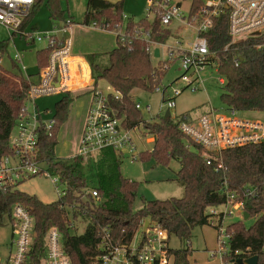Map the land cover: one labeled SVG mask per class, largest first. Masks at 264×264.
Instances as JSON below:
<instances>
[{
  "label": "trees",
  "instance_id": "trees-1",
  "mask_svg": "<svg viewBox=\"0 0 264 264\" xmlns=\"http://www.w3.org/2000/svg\"><path fill=\"white\" fill-rule=\"evenodd\" d=\"M43 2L44 0L38 1L21 29L29 24ZM61 2L62 0H47L51 17L56 21L65 20ZM123 5V0L116 3L108 0H88L84 22L87 25L96 22L100 27H107L109 30L117 25L124 29ZM141 27L147 30L151 28L157 42H164L170 35L168 30L161 29L160 17L151 24L147 19L138 23L129 20L124 29L127 33L124 42L117 36V46L113 50L103 54H90L87 59L94 83L97 84L98 79H105L121 94L119 99L110 95V101L118 115L125 117V126L134 128L143 124L147 134L153 138L152 150L140 153V157L153 159L156 164H169L173 159L180 162L176 181L184 187V195L178 198L144 200L143 207L134 210L139 182L122 173L123 158L112 149L102 151L92 167V174L97 179L95 187L101 200L96 201L90 193L86 194L85 188L89 186V181L82 178L84 171L80 163L77 160L69 163L58 159L55 153L59 131L68 119L69 107L73 101L69 92L56 103V122L51 132L40 130L39 137L40 158L46 162L52 173L60 175L66 183V194L54 202H44L18 187L0 190L1 217L10 214L15 203L24 204L35 217L37 248L42 250L48 229L55 226L63 235L65 250L72 263L89 264L100 253L98 248L102 241L103 228L109 229L115 242H128L140 222L150 218L166 228L170 236L175 235L181 240L190 241L195 227L213 225L212 219L215 215L209 209L226 202L225 182L231 190L238 191L246 185H252L257 186L259 193L257 197L245 201V209L250 218H255L254 223L247 226L244 220L232 222L228 225V232L231 234L233 251L242 250L247 258L257 255L258 264H264V142L224 150L223 167L217 169L216 164H207L199 145L191 142L192 148L187 147L188 139L173 117L164 115L157 121L143 123L141 110L136 108L132 92L135 89L153 91L159 86L167 69L162 72L157 69L148 50L149 43L135 36V30ZM206 36L210 49L221 58L219 73L227 79L222 100L235 110L264 112V50L254 48V43L264 42V36L231 45L225 50L231 41L228 14L217 18ZM7 47V42L0 41L2 57ZM236 53L243 57L240 66L233 63ZM48 54L49 50L46 48L38 51L40 69L47 66ZM104 54L107 61L102 60ZM12 61L17 66V61ZM29 89L30 81L23 73L16 74L0 67V153L9 152L11 132ZM69 215L87 221L82 234L74 233L70 228ZM171 252L174 255V264L189 263V247L171 249ZM225 260L230 262L233 257L230 255ZM34 261H37L36 255Z\"/></svg>",
  "mask_w": 264,
  "mask_h": 264
},
{
  "label": "built area",
  "instance_id": "built-area-1",
  "mask_svg": "<svg viewBox=\"0 0 264 264\" xmlns=\"http://www.w3.org/2000/svg\"><path fill=\"white\" fill-rule=\"evenodd\" d=\"M39 0H0V24L10 33L11 37L20 35L28 43L45 42L49 50L48 64L36 74L34 80L25 75L30 81V89L25 99L19 117L11 132L9 152L0 153V190L16 188L20 183L35 176L51 178L56 187L58 198L66 194V183L60 175L52 173L46 162L40 158V130L51 132L56 120L55 111L49 108L42 110L36 100L44 95L57 93L68 94L72 89L89 88L91 101L86 114L84 128L80 137L78 152L73 156L84 171L82 178L88 179L87 172L93 173L92 167L99 154L107 149L114 150L120 157H128L136 160L140 153L135 140L134 128H127L124 123L125 117L118 115L111 105L110 95L119 99L121 94L106 93L99 89L94 81L85 83L80 79L78 63L72 55V42L69 36L72 21L64 20V24L56 25L53 29L39 31H25L21 29L24 20L30 15ZM146 0L147 20L154 23L160 17L161 29L168 30L170 37L175 35V30L180 31L181 39L176 40V45H167L157 42L153 38L151 28L144 27L135 30L138 39L149 43L148 50L153 57L156 48L159 55L162 50L156 45H165L168 53L167 60L174 56L180 61L181 76L172 84L181 81L184 87L172 88V94L164 90L160 85L158 91L165 95L167 102L162 109L171 111V117L177 122L179 129L188 139L187 147L191 142L199 145L207 164H216L217 169L223 167L222 153L224 150L264 142V121H251L236 117V110L229 107L223 109L229 113L214 107L212 104L200 116L188 113L174 114L176 107L175 98L183 90L191 88L198 90L201 87L207 89L204 84L208 79H216L222 88L227 79L219 73L220 57L210 49V42L206 34L216 22V19L228 14L230 42L226 45L228 50L231 45L249 41L253 38L264 36V0ZM197 1L200 3L197 4ZM89 25L102 28L96 22ZM27 27V26H26ZM116 35L121 41L127 37L126 31L120 25L114 28ZM254 48L264 50V42L254 43ZM22 54L17 52L14 60L21 61V70L26 71V64L22 62ZM2 56L0 55V61ZM243 60L242 54L236 53L233 59L235 66H240ZM168 69V64L164 65ZM215 71L219 77L213 75ZM207 73L209 76L207 77ZM28 103H30L28 105ZM136 108L152 111L150 105L145 107L136 102ZM140 133L138 134V137ZM91 170V171H90ZM226 202L222 204L223 210L218 206L211 207L213 225H219V248L213 255H218L222 264H232L237 258H247L242 250L231 248V234L228 225L224 228L226 216L240 215L245 219V201L248 198L258 196L257 186L246 185L240 191L231 190L227 182L224 184ZM86 193H90L100 201L97 188L86 187ZM69 208V207H68ZM69 226L73 230L78 229L81 219H75L69 215ZM221 218V219H220ZM10 223V243L7 248L0 246V264H73L71 257L65 250L64 239L61 231L51 226L45 237L42 250L36 247V222L31 211L24 204L17 202L13 205L10 214L0 215V223ZM147 222V224H146ZM224 232V233H223ZM102 241L99 245L100 253L89 264H170L174 262V255L169 245L170 234L157 220L145 219L133 237L128 242H115L108 228L102 229ZM264 250V244H263ZM33 255V256H32ZM37 261H34V256ZM232 256L228 262L226 257Z\"/></svg>",
  "mask_w": 264,
  "mask_h": 264
},
{
  "label": "rangeland",
  "instance_id": "rangeland-1",
  "mask_svg": "<svg viewBox=\"0 0 264 264\" xmlns=\"http://www.w3.org/2000/svg\"><path fill=\"white\" fill-rule=\"evenodd\" d=\"M111 2H118L120 0H109ZM123 18H124V29L129 20H133L135 23L141 20L147 19L146 13V0H123ZM88 0H62L61 7L65 12V21L71 20L72 26L76 30V25H86L84 20L86 17ZM189 1H185L183 4H188ZM65 21L54 20L51 17V13L47 7V0H44L40 8L34 13L33 19L29 22L25 31H39L45 32L53 29L57 23L60 25L64 24ZM37 26V28H34ZM71 26V27H72ZM94 33V35H92ZM115 30L108 31H84L77 29L75 31L76 43L96 42L95 47L100 48L102 51L98 52H108L113 50L117 46V37L115 35ZM181 39L180 31L175 30V35L170 37L167 41V45H176V40ZM0 41H5L8 43L7 51L4 57L1 59L0 67L14 72L16 74L20 73L18 67L14 64L12 59L17 52H20L23 56L22 62L26 64L29 74H38L41 71L38 65L37 53L39 50L46 48V43L43 42H30L28 43L20 35L9 37V32L7 29L0 24ZM162 50V56L156 57L153 54V63L158 70H163L164 65L168 64V69L160 81L159 85L162 90L167 87V91L172 93L173 86L184 87V83L178 81L172 84L173 81L178 79L182 70L180 67V61L177 56L172 59H168V53L166 52L165 45H156ZM77 54L78 56L85 58L87 61L88 53H83L80 51L72 52V55ZM105 55V54H104ZM107 56H103L102 60L107 61ZM89 62V61H88ZM21 66V61L18 62ZM78 73L80 79L85 75V71L81 63H78ZM164 73V71H163ZM162 73V74H163ZM215 77H219L218 74L213 71ZM209 74L207 73V77ZM161 77V76H160ZM159 78V77H158ZM156 79V78H154ZM160 79V78H159ZM204 86L207 88H200L198 90H192L190 87L183 90V92L175 98L176 107L173 109L174 114H183L190 112L195 116H200L205 112L210 104L214 107L222 110L223 113L231 115V113L223 110L228 108V105L222 100V94L224 90L222 85L218 83L216 79H208ZM97 87L108 93L113 91L110 84L105 79L97 80ZM71 97L73 99L67 121L62 125L58 134V144L55 149L56 157L62 159L66 162H73V156L79 150L80 137L83 125L85 123L86 112L91 100V92L88 88L72 89ZM65 93H57L52 95H44L36 100V103L40 106L42 110L49 108L55 111L56 103L64 96ZM164 94L162 91H158L155 88L153 91H144L141 89H136L133 92V99L135 102H140L145 107L150 105L152 111L148 112L145 109L141 110V115L143 123L153 122L159 120L165 115L167 108L162 109V105L167 101L164 100ZM30 103H28L29 105ZM31 105V104H30ZM237 118H242L251 121H264L263 111H239L236 110ZM140 136L138 137V134ZM136 144L138 146L139 152H150L154 146L153 138L151 135L147 134L144 125L140 124L137 126V130L134 132ZM71 157V158H69ZM122 173L132 179L139 182V190L134 203V210H139L143 207L144 200L152 199H168L172 197H182L184 195V187H182L177 181V172L180 169V162L176 159L171 160L169 164H156L153 159H142L140 156L136 160H131L130 158L124 156L122 159ZM89 186L94 187L96 185L97 179L94 174L87 172ZM18 189L27 192L32 195H36L39 199L44 202H54L58 199V194L56 192V187L53 184L51 178L46 176H35L31 177L24 182L20 183ZM87 194V193H86ZM223 210L222 205L217 207ZM211 212V209H209ZM150 219V218H149ZM151 220V219H150ZM241 220L240 215L226 216L224 221V228L232 222ZM255 221V218L244 219V223L250 226ZM77 230H73L74 233L82 234L87 226V221L80 220ZM10 233L11 226L10 223L6 221L5 224L0 223V246L2 248H7L10 243ZM224 233V232H223ZM190 241L181 240L175 235L169 237V245L173 250L183 249L189 247L191 253L188 256V264H222L220 257L213 255L214 252L219 248V228L213 225L197 226L192 230ZM170 264H174L170 261Z\"/></svg>",
  "mask_w": 264,
  "mask_h": 264
},
{
  "label": "crops",
  "instance_id": "crops-1",
  "mask_svg": "<svg viewBox=\"0 0 264 264\" xmlns=\"http://www.w3.org/2000/svg\"><path fill=\"white\" fill-rule=\"evenodd\" d=\"M109 1V0H108ZM111 2V1H110ZM112 3H115V2H112ZM87 11V10H86ZM75 28H77V29H81V30H84V31H88V30H92V31H101V32H103V31H108V30H105V29H101V28H97V27H93L92 25H76V27ZM76 29V30H77ZM75 29H74V27L72 26L71 27V30H70V33H69V36L71 37V42H72V52H74V51H80V52H83V53H88V55H90V54H93V53H95L96 51H102L100 48H96L95 47V41L93 40L92 42H88V43H85V45L84 44H82V43H76V38H75V31H76ZM92 35H94V33H92ZM115 35H116V33H115ZM9 37H10V39H11V35H10V33H9ZM116 37H117V35H116ZM109 52V51H108ZM98 53H101V54H103V53H106V52H98ZM4 57V56H3ZM2 57V58H3ZM74 60H75V62L76 63H81L82 64V66H83V69H84V71H85V75H84V77L82 78V81H84L85 83H87L89 80H90V82H92V81H94V79L92 78V70H91V66H90V63L84 58H82V57H80V56H78L77 54H75L74 55ZM0 64H1V62H0ZM17 67H18V69L20 70V73H23L24 75H29V76H31V75H33V79L35 80L37 77H36V74H29L28 73V69L26 68V71H22L20 68H21V66L19 65V64H17ZM4 69V68H3ZM95 82V81H94ZM95 85H97V84H95ZM112 88V90L113 91H111V92H108V93H116L117 91L113 88V87H111ZM89 89V88H88ZM136 90V89H135ZM134 90V91H135ZM133 91V92H134ZM133 92H132V95H133ZM91 101V100H90ZM89 105H90V103H89ZM143 105V104H142ZM88 109H89V106H88ZM88 109H87V111H88ZM187 113V112H186ZM86 114H87V112H86ZM86 118V117H85ZM83 128H84V125H83ZM83 128H82V131H83ZM82 131H81V134H82ZM69 158H71V157H69ZM249 218V217H248ZM246 219V218H245Z\"/></svg>",
  "mask_w": 264,
  "mask_h": 264
},
{
  "label": "water",
  "instance_id": "water-1",
  "mask_svg": "<svg viewBox=\"0 0 264 264\" xmlns=\"http://www.w3.org/2000/svg\"><path fill=\"white\" fill-rule=\"evenodd\" d=\"M155 55H159V48H156L155 50ZM166 117H171V111L168 109L165 113ZM249 217V214L246 212L245 213V218L247 219ZM147 224V222H146ZM259 257L257 255L251 256L248 258H237L235 259L234 264H258Z\"/></svg>",
  "mask_w": 264,
  "mask_h": 264
}]
</instances>
